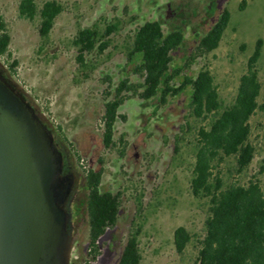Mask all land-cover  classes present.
<instances>
[{
    "label": "rangeland",
    "instance_id": "rangeland-1",
    "mask_svg": "<svg viewBox=\"0 0 264 264\" xmlns=\"http://www.w3.org/2000/svg\"><path fill=\"white\" fill-rule=\"evenodd\" d=\"M34 1L40 7L45 0ZM57 1L64 10L46 40L38 33V16L32 21L19 16L20 0H0V17L10 35L9 61H18L10 81L34 109L43 111L62 128L74 151L88 161L90 168L102 167L100 189L121 193L117 223L99 238L97 255L92 258L87 216L80 205L84 199L82 182L80 177H74L76 192L68 204L69 264H117L133 221L142 224L141 264H195L197 240L205 233L209 203L207 199L195 198L190 191L192 133L185 135L179 143V153H174L180 127L187 120L196 125L189 116L190 88L169 97L163 105L156 99L142 100L138 96L126 99L118 109L125 119H117L115 144L110 148L102 142L104 92L109 86L112 90L126 76L131 82L142 81L125 66V49L136 27L145 21L159 20L165 33L180 28L185 40L172 52V63L182 64L197 44L198 36L227 8L230 21L219 46L197 58L186 73L195 76L207 67L214 76L220 100L228 105L236 95L239 78L247 69L256 41L261 38L262 54L257 63L262 84L260 101L264 95V0ZM114 20L119 22V30L110 35V46L102 55L89 56L96 67L85 78L78 69L77 50L71 41L79 28L96 25L102 29ZM249 122L250 141L256 152L241 182L256 176L264 190V114L256 111ZM121 137L124 144L119 141ZM72 161L81 173L77 157ZM226 177L233 180L236 175L226 173ZM178 226L186 227L192 237L181 254L173 242Z\"/></svg>",
    "mask_w": 264,
    "mask_h": 264
},
{
    "label": "trees",
    "instance_id": "trees-1",
    "mask_svg": "<svg viewBox=\"0 0 264 264\" xmlns=\"http://www.w3.org/2000/svg\"><path fill=\"white\" fill-rule=\"evenodd\" d=\"M63 10V4L57 0H45L40 7L34 0H20L18 5L20 17L32 21L38 16V33L42 40L49 37L57 16ZM229 21L230 12L225 8L213 25L198 36L197 44L184 57L182 64L172 63V52L185 40L180 28L165 33L159 20L145 21L136 27L125 49V66L142 81L131 82L126 76L112 90L109 86L110 89L104 92L102 142L105 148L115 144V123L118 118L125 119L118 109L126 99L138 96L142 100L156 99L163 105L169 97L190 88L189 116L196 125L187 120L180 127L175 136L174 153H179V143L185 135L192 133L190 143L194 162L190 191L195 198L207 199L209 203L205 233L197 240L195 264H264V190L256 176L241 182L256 152L250 141V118L256 111L264 114V95L258 100L262 84L257 69L263 40L259 38L256 41L247 69L239 78L236 95L228 105L220 100L214 76L207 67L201 68L195 76L186 73L197 58L206 56L219 46ZM118 30L117 20L107 22L102 29L93 25L77 30L71 42L77 50L78 69L85 78L96 67L89 56L102 55L110 46V35ZM9 44L10 35L0 17V61L3 59L0 70L8 78L15 74L18 64L16 59L9 61ZM106 79L110 81L109 76ZM34 110L53 135L54 143L62 154L63 171L81 178L84 199L80 205L85 209L89 227V255L95 258L99 238L117 223L121 193L100 189L102 167L89 168L88 171L81 169L79 173L72 160L76 156L79 163L81 157L68 142L62 128L53 124L43 111ZM119 141L125 143L122 137ZM120 154L123 155V150ZM261 171L264 173V165H261ZM226 173L236 177L230 180ZM75 187L76 180L70 200L76 192ZM68 204L66 209L71 213ZM141 230L142 224L133 221L117 264H141ZM191 238L186 227H176L173 232L176 251L183 253Z\"/></svg>",
    "mask_w": 264,
    "mask_h": 264
},
{
    "label": "water",
    "instance_id": "water-1",
    "mask_svg": "<svg viewBox=\"0 0 264 264\" xmlns=\"http://www.w3.org/2000/svg\"><path fill=\"white\" fill-rule=\"evenodd\" d=\"M74 182L52 133L0 70V264H69Z\"/></svg>",
    "mask_w": 264,
    "mask_h": 264
},
{
    "label": "built area",
    "instance_id": "built-area-1",
    "mask_svg": "<svg viewBox=\"0 0 264 264\" xmlns=\"http://www.w3.org/2000/svg\"><path fill=\"white\" fill-rule=\"evenodd\" d=\"M79 165H80L81 169H83L84 171H88V169L90 168L88 161L85 160L84 157L80 158Z\"/></svg>",
    "mask_w": 264,
    "mask_h": 264
},
{
    "label": "flooded vegetation",
    "instance_id": "flooded-vegetation-1",
    "mask_svg": "<svg viewBox=\"0 0 264 264\" xmlns=\"http://www.w3.org/2000/svg\"><path fill=\"white\" fill-rule=\"evenodd\" d=\"M65 173H66V172H65ZM68 202H70V199L66 202V204H65V206H64L65 209H66V205H67ZM66 210H67V209H66ZM69 230H70V229H69V225H68V231H69Z\"/></svg>",
    "mask_w": 264,
    "mask_h": 264
}]
</instances>
